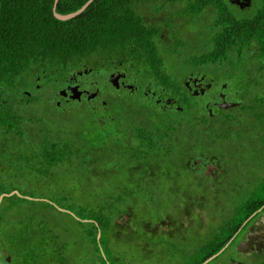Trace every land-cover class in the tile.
Wrapping results in <instances>:
<instances>
[{
	"label": "rangeland",
	"instance_id": "1",
	"mask_svg": "<svg viewBox=\"0 0 264 264\" xmlns=\"http://www.w3.org/2000/svg\"><path fill=\"white\" fill-rule=\"evenodd\" d=\"M167 7L165 15L173 17L175 28L163 30L161 39L165 40H161L160 46L165 54V70L173 75L171 79L175 84L173 90L178 86L179 92L184 91L180 83L182 81L184 83L185 77L191 72H201L218 80L229 79L231 85H237L238 71L231 67L234 58L202 65L192 62L210 51L208 43L195 42L200 40L197 37L196 22L191 21L189 26L188 17L173 15L177 8L172 4L166 6L163 0L141 4L140 10L145 11L148 16L146 20L154 19V22L162 25L165 19L157 18L155 14H164L162 10L165 11ZM210 21L206 20L208 24ZM176 22H180V28L185 29L188 36L191 31L194 36L185 39L173 37L174 32H181ZM176 40L181 44L174 43ZM170 48L172 52L169 51ZM134 68L132 78L140 82L142 80L140 73L145 72V66L140 64ZM18 80L23 86L26 85L28 88L26 90L31 93L30 96H35V100L28 103L23 95H15L11 99L9 109L19 114L33 115L35 120L26 124L28 128L23 137L9 138L8 146L16 150L18 159L10 158L13 154L5 158L0 154V193L4 191L9 194L16 191L13 194L15 196L6 195L0 201V214L3 213L8 219L26 217L37 222L44 220L49 226L57 227L55 231L61 235L50 237L55 238V241L59 237L61 243L69 250L68 253L72 254L70 257L75 263L77 259L89 258L88 252H93L91 242L87 237H83L82 228L55 208L46 204L42 206L33 202L34 200L56 203L57 207L60 205L63 208L73 204L76 206L72 207L75 212L82 206L97 208L105 201H114L123 194L125 188L131 186L126 177L130 175L137 181L145 174L149 181H145V201L135 203L134 207L138 215H145L142 216L146 218L149 227L145 229L141 226L138 227L139 230H134L133 222L137 219L131 218L129 228L118 235H110L111 249L128 264H135L137 261L141 262L136 264H183L198 254L199 248L214 236L220 225L229 223L237 206L241 204V196L249 198L246 195L248 192L246 187H253L256 176L264 174L259 123L255 119V112L245 108L235 110L238 117L233 120L234 125L230 128L209 133V127L193 121L191 127L187 126L179 134L170 133L161 143V154L151 152L148 156L155 162L162 159L155 165L154 171L146 164L135 165L137 161H133L135 156L131 153L133 147L124 150V153L118 151L113 154L112 147H117L119 141L110 140L101 150H94L88 154V159L94 160L95 164L82 166L81 160L78 159L54 165L43 173L35 168L33 162H28V158L31 157L29 152L39 151L42 144L44 138L40 131L42 125L50 130L51 137H63L81 132L84 126L92 128V132H95L98 124L92 120L90 112L82 109L72 111L68 104L58 108L56 101L52 100V97L56 99L58 87L43 82L44 88L38 91L30 72ZM152 84L159 90L155 79L152 80ZM106 87L107 94H115L109 85ZM253 93L244 89L242 96L248 100ZM187 98L196 100L197 108L199 106L201 110L188 109L183 116L184 121L193 118L197 113L205 112L204 99H194L188 94ZM110 103L112 105L109 108L115 117L120 110L119 116L128 120L129 118L145 120L146 116L140 106L142 109L146 106L161 115L166 113L170 117H175L171 108H160L152 98L143 95L141 91H136L132 95L125 92L117 98H112ZM216 114L213 123L221 121L222 114L217 111ZM36 118H42L43 121L36 122ZM124 119L120 122L124 123ZM208 121L210 122L211 118ZM124 131L123 137L128 144L140 145V141L134 135L135 130L126 129L125 126ZM108 132H116V125L107 122L105 129L97 134ZM3 139L4 136L0 134V144ZM79 144L84 145L83 142ZM165 148H169L167 151L170 153H165ZM208 155H215V158L201 157ZM18 196L28 198L29 201L20 200ZM124 200L126 205L132 199L125 197ZM115 203L117 211H121L123 205ZM129 205L132 207V204ZM117 211L113 213L114 217L119 215ZM127 218V215H123L117 222L123 224L121 219ZM134 234L139 238L134 237ZM150 243L154 245L151 246ZM232 251L229 247L217 261H210L207 264H231L233 260L241 264H264V256L250 260L247 257H237ZM229 257H233L231 263Z\"/></svg>",
	"mask_w": 264,
	"mask_h": 264
},
{
	"label": "trees",
	"instance_id": "2",
	"mask_svg": "<svg viewBox=\"0 0 264 264\" xmlns=\"http://www.w3.org/2000/svg\"><path fill=\"white\" fill-rule=\"evenodd\" d=\"M87 1L59 0L57 11L62 14L71 13L81 8ZM160 1L94 0L80 15L69 20H60L54 15L55 0H0V134L4 136L0 144V154L4 155V158L13 154L10 158L18 159L16 150L8 146L9 138L23 137L28 128L26 124L35 120L33 115L19 114L9 109L11 99L15 95H23L28 103L35 100L34 95L28 96L24 93L28 88L19 82V77L30 72L35 79L38 74L45 72L46 75L40 82V88H37L38 91H42L43 82L51 85L50 81L55 75L63 76L70 73L76 67L78 60L98 53L108 57H127V60L135 58L137 65L145 66V72L140 73L141 83L150 87L153 85L152 80L155 79L161 97L177 99V105L182 109L178 110L172 106L171 109L175 117H170L166 113L163 115L155 113L146 106L144 113L140 106L146 116L145 120L141 119V121H137L136 118H129V120L121 118L119 110L116 119L109 121L112 125H116V132L102 135L97 134L102 130L92 132L87 128L75 135L51 137L50 130L42 125L40 131L44 138L40 149L35 153L30 151L31 157L28 158V162H33L32 164L36 165L35 168L39 171L45 173L54 165L78 159L81 160L80 165L82 166L95 164L94 160L88 159V154L94 150H101L104 148V144L110 140L119 141L117 147H112L113 154L118 151L124 153V150L133 147L134 152L129 151L135 156L133 159V161H137L135 165L144 164L145 166L146 164L149 169L154 171L155 165L159 164L162 159L160 158V162H155L148 156L151 155V152L161 154V143L170 133L179 134L187 126L191 127L193 121L205 124L210 129L209 133L232 127L234 125L232 119L235 118L233 113L226 114L223 109H220L218 113L222 114L221 121L213 123V117L215 118L217 114L211 116L206 105L202 106L203 110L205 109L204 113H197L193 118L184 121L183 116L186 115L188 109L201 110V108L199 106L197 108L196 100L187 98L188 94L191 98L196 99L188 91L183 81L180 84L184 91L179 92L178 86L173 90L175 86L171 80L173 75L165 70L164 51L160 52L158 48L157 38L161 37L162 26L159 23L148 24L140 11L141 4ZM212 1L213 4H218L217 0ZM202 9L203 6L200 9H187L186 13L180 15L193 14ZM174 43L181 44L178 40ZM226 45L219 42L213 51L203 53L192 62L201 65L225 61ZM169 51L172 52V49ZM36 83L38 82L35 79ZM259 100L262 99L251 100L254 102L251 109L256 113L260 111V105L256 103ZM245 101L247 103L249 100ZM245 104L241 108H245ZM71 107L72 111L80 110L77 105ZM225 117H229V121H225ZM36 119V122L43 121L42 118ZM121 119H124V123L120 122ZM124 125L129 126H126V129L135 130L134 135L140 141L139 146H132L124 140L122 135ZM79 142H83L84 145H80ZM167 150L169 148H165V153H170ZM201 157L214 159L215 155ZM133 168L137 169L134 166ZM126 179L132 187L125 188L123 194L112 202L105 201L97 208L82 206L78 208V212L72 209V207H76L73 204L65 207L87 221L78 220L72 213L61 211L56 203L43 200L33 201L42 206L46 204L55 208L82 228L83 237H87L93 248L92 253L88 252L89 258L77 259L75 263L70 257L72 254L68 253L69 250L61 243L59 237L57 241L50 237L61 234L55 231L57 227L49 226L46 221L37 222L26 217L8 219L2 213L0 214V264H128L121 256H116L113 253L109 238L111 234L118 235L121 231L129 228V224L132 222L131 218L137 219L133 222L134 230H139L138 227L141 226L145 229L149 227V223L145 221L146 218H143L145 215H138L134 207L135 203L145 201V181H149L145 178V174L137 181L130 175ZM118 187L120 188V186ZM247 188L249 190L255 188V194L248 198L249 204L257 197H259L260 203L264 201V183H257L253 187L247 186ZM2 193L4 191L0 195ZM18 197L20 200L29 201L28 198ZM125 197L132 199L126 205ZM115 202L123 205L121 211H117ZM129 204H132V207ZM245 206L247 204L242 198L241 204L237 206L229 223L220 225L214 236L199 248L198 254L183 264H202L219 252L237 232ZM116 211L119 215L114 217L113 213ZM123 215H127L128 218L121 219L123 224L118 223L117 219L122 218ZM99 230L102 233L100 243L98 241ZM133 236L139 238L136 234ZM236 241H232L229 247L231 248ZM149 245L154 244L150 243ZM228 248L211 262L217 261ZM8 257H10V261H8ZM139 262L141 261H137L135 264Z\"/></svg>",
	"mask_w": 264,
	"mask_h": 264
},
{
	"label": "flooded vegetation",
	"instance_id": "3",
	"mask_svg": "<svg viewBox=\"0 0 264 264\" xmlns=\"http://www.w3.org/2000/svg\"><path fill=\"white\" fill-rule=\"evenodd\" d=\"M217 2L218 4H213L212 0H163L166 6L172 4L174 8H177L173 11V15L178 16L186 13L187 9H200L203 6L200 12L181 15L180 17H188L189 26L191 21L197 23V37L200 40L195 41L196 43H208L210 51H213L215 45L219 42L227 44L224 50L226 52L225 61L234 58L231 61V67L234 71H238V74H235L237 85H231L229 79L218 80L201 72L189 73L184 79V85L192 96L193 91L198 90L199 94L193 97L204 99V104L210 112L212 111L211 116L220 109H223L226 114L233 113L237 115L235 110L246 103L242 96L244 89L254 92L245 104V109L254 112L251 109L254 102L251 100L261 98L262 100L256 102L260 105V111L254 114L261 130L259 136L261 142L260 152L264 155V108H262L264 105V0H217ZM191 3L193 4L191 5ZM204 3L207 4L203 5ZM167 9L168 7L165 8V11L162 10L164 13L162 15L155 14L157 18L165 19L166 23L164 21L162 25L159 22H154V19L153 21L146 20L148 16L145 11H140L148 24L159 23L162 26V34L166 28H175L173 17L165 15ZM150 19L152 20V18ZM205 19L211 20L210 24ZM176 23L181 32H174L173 37L177 36L178 39H185L194 36L193 31L189 32L188 36L185 29L180 28V22ZM161 40L165 39L157 38L158 48L160 52H163L160 46ZM135 60V58L127 60V57H108L99 53L78 60L76 67L70 73L63 76L57 74L51 79V86L58 87L55 94L56 99L52 97V100L56 101L58 108H63L65 104L69 106L77 105L80 109L90 112L92 120H95L98 124L95 130L105 129L107 122L116 119L109 108L112 105L110 100L123 95L125 92L132 95L136 91H141L143 95L152 98L162 109L171 108L172 106L177 108V99L173 97L163 98L153 86L148 87L142 84L141 81L137 82L132 78V73L135 72L134 67L137 65ZM112 74L118 86L110 82ZM45 75L46 73L42 72L36 76L38 88H40V82L43 81ZM186 82H189V84L186 85ZM106 85H109L115 94H107ZM127 85H133L134 87L129 88ZM70 87H76L75 94L77 98L71 97ZM62 90H64L63 93H61ZM168 98H171L170 104L166 103ZM158 99H160V102H157ZM223 101L228 103L237 102L238 104L228 108L219 107L218 104ZM143 111L145 113V108ZM237 117L238 115L232 120L235 121ZM224 120L229 121V117H225ZM125 126L129 127L124 125V128ZM87 128L92 130L87 126L83 127V129ZM124 132L122 135H124ZM257 183H264V174L256 176L255 184ZM246 189L248 190L246 195L255 194V188L249 190L246 187ZM241 198L244 199L247 206L243 210L240 225L233 236V241H237L231 249L237 257L256 260L264 256V201L260 203V199L257 197L249 204L250 200L248 198L244 196H241ZM250 240L252 241L251 244H249ZM240 245H243L244 249H239ZM232 258L229 257V263L233 260Z\"/></svg>",
	"mask_w": 264,
	"mask_h": 264
},
{
	"label": "water",
	"instance_id": "4",
	"mask_svg": "<svg viewBox=\"0 0 264 264\" xmlns=\"http://www.w3.org/2000/svg\"><path fill=\"white\" fill-rule=\"evenodd\" d=\"M58 1L59 0H55V4H54V8H53V10H54V15L56 16V18H58V19H60V20H69V19H72V18H74V17H76V16H78V15H80L82 12H84L88 7H89V5L90 4H92L93 3V1L94 0H88L81 8H79L78 10H76V11H74V12H71V13H66V14H62V13H59L58 11H57V5H58ZM79 73H82V72H79ZM114 75L112 74L111 76H110V82L113 84V85H115V86H118L117 84H116V81L114 80ZM187 84H189V82H186V85ZM127 87H129V88H131V87H134L133 85H127ZM70 89V91H71V93H72V96L71 97H73L74 99L75 98H77V96H76V94H75V92H76V87H70L69 88ZM64 92V90H62L61 91V93H63ZM24 93L26 94V95H30V92L29 91H24ZM193 96H196V95H198L199 94V92H198V90H195V91H193ZM89 98H90V96H89ZM157 102H160V99H158V101ZM166 103L167 104H170L171 103V98H168L167 100H166ZM238 103L237 102H233V103H228V102H226V101H223L222 103H220V104H218V106L219 107H222V108H228V107H232V106H234V105H237ZM177 109L178 110H181L182 109V107H180L179 105H177ZM211 114H212V111L210 112ZM16 191H13L12 193H9V194H7V193H2L1 195H0V201H2L3 200V198L6 196V195H12V194H14ZM58 208L60 209V210H62V211H65V212H70V213H72L78 220H83V221H87L86 219H82V218H80L79 216H77L74 212H72L71 210H69V209H65V208H62V207H60V206H58ZM101 235H102V233H101V231L99 230V233H98V241H99V243H100V239H101ZM233 239H234V237L219 251V252H217L216 254H214V255H212L211 257H209L207 260H205L202 264H207L208 262H210V261H212L214 258H216L218 255H220L227 247H228V245L233 241ZM252 243V241L250 240V242H249V244H251ZM102 248V247H101ZM239 249H244V247H243V245H240V247H239ZM103 250V249H102ZM8 261H10V257H8ZM231 264H241L240 262H236V261H232V263Z\"/></svg>",
	"mask_w": 264,
	"mask_h": 264
}]
</instances>
